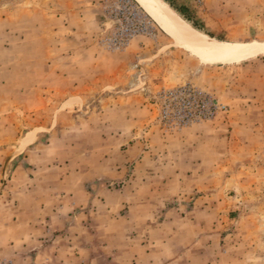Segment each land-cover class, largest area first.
<instances>
[{"label":"rangeland","instance_id":"obj_1","mask_svg":"<svg viewBox=\"0 0 264 264\" xmlns=\"http://www.w3.org/2000/svg\"><path fill=\"white\" fill-rule=\"evenodd\" d=\"M165 1L264 44V0ZM141 5L0 0V264H264V53L214 59Z\"/></svg>","mask_w":264,"mask_h":264},{"label":"bare ground","instance_id":"obj_2","mask_svg":"<svg viewBox=\"0 0 264 264\" xmlns=\"http://www.w3.org/2000/svg\"><path fill=\"white\" fill-rule=\"evenodd\" d=\"M145 10L157 18L167 28L182 40L194 46L199 51L214 59L229 60L230 58H246L264 53V44L240 46L218 40L196 29L185 20L165 0H138ZM189 45V46H190Z\"/></svg>","mask_w":264,"mask_h":264},{"label":"crops","instance_id":"obj_3","mask_svg":"<svg viewBox=\"0 0 264 264\" xmlns=\"http://www.w3.org/2000/svg\"><path fill=\"white\" fill-rule=\"evenodd\" d=\"M120 62H124V61L122 60ZM24 159L28 160L27 157H24ZM198 167L199 166L195 167L191 171H183L182 174L183 175L191 174V175H194V176L195 175L196 176H201V175H208L210 173L209 171H205V170L202 171V169L198 168ZM21 169L23 170V168H21ZM25 171L26 172L30 171V169H27ZM25 171H22V172H25ZM176 174H179V171L176 172ZM23 192H26L23 195V197L28 200L27 205L24 204V206H26V208L24 209L25 211H23V212H25L24 213V217L28 218V219L32 218L31 221L38 222V220L40 218H38L37 216H39L38 212H39V209H40L41 205H40L39 201L36 199V187H34V186L33 187H27L26 189L23 190ZM65 205H67V204H65ZM179 260H180L179 251H177L175 254H172L170 256L164 254V264H183V263L179 262ZM169 261H171V262H169Z\"/></svg>","mask_w":264,"mask_h":264},{"label":"trees","instance_id":"obj_4","mask_svg":"<svg viewBox=\"0 0 264 264\" xmlns=\"http://www.w3.org/2000/svg\"><path fill=\"white\" fill-rule=\"evenodd\" d=\"M171 6V5H170Z\"/></svg>","mask_w":264,"mask_h":264}]
</instances>
